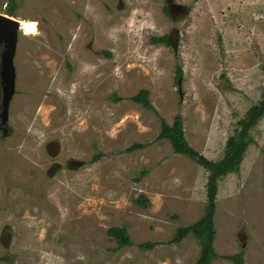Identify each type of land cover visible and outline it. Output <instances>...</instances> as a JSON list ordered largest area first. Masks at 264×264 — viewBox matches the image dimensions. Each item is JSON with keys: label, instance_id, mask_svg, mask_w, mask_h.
<instances>
[{"label": "rangeland", "instance_id": "374dc122", "mask_svg": "<svg viewBox=\"0 0 264 264\" xmlns=\"http://www.w3.org/2000/svg\"><path fill=\"white\" fill-rule=\"evenodd\" d=\"M9 8L31 32L0 133V264H198V240L173 239L204 218L208 173L161 125L180 120L197 158H223L263 98L264 0H0ZM141 91L153 110L131 101ZM247 139L238 173L217 182L210 264H264V117Z\"/></svg>", "mask_w": 264, "mask_h": 264}, {"label": "trees", "instance_id": "16d2710c", "mask_svg": "<svg viewBox=\"0 0 264 264\" xmlns=\"http://www.w3.org/2000/svg\"><path fill=\"white\" fill-rule=\"evenodd\" d=\"M12 5L13 4L11 3L10 7H12ZM10 9L11 8L5 12V16L12 18ZM165 38L166 37L157 39L155 42L167 45ZM181 75V69H178L177 76L180 77ZM262 97V101L257 106L252 107L248 111L246 118L239 123L241 126L240 131L236 130L227 141L224 156L218 162L212 163L201 157L197 158V154L189 147L184 139L183 128L180 120H176L171 127L162 122L159 138L169 141L175 154L196 160L208 173V181L205 190L207 209L205 211L204 218L187 228L179 229L173 239V243H179L187 235L192 234L198 240L201 247V256L198 264H210L212 261L217 259V256L212 249L214 239L212 220L214 217V201L217 194V182L221 181V179L229 174L238 173L246 147L248 143L251 142L247 139L248 131L257 124L258 120L264 117V94ZM131 101L135 104L142 105L144 108L153 110L152 106L148 103L146 91H141L137 96L132 98ZM137 148L138 146H133L128 150V152H133ZM108 235L110 238L118 242L117 250L128 246L126 230L124 228L111 229L108 231ZM140 247H144V245ZM146 247L151 248L152 246L147 244ZM227 260L234 264H243V256L241 254L228 257Z\"/></svg>", "mask_w": 264, "mask_h": 264}, {"label": "water", "instance_id": "95a60500", "mask_svg": "<svg viewBox=\"0 0 264 264\" xmlns=\"http://www.w3.org/2000/svg\"><path fill=\"white\" fill-rule=\"evenodd\" d=\"M19 21L0 14V112L1 125L8 120V108L15 90L14 57L18 34L21 32Z\"/></svg>", "mask_w": 264, "mask_h": 264}, {"label": "flooded vegetation", "instance_id": "af4514ba", "mask_svg": "<svg viewBox=\"0 0 264 264\" xmlns=\"http://www.w3.org/2000/svg\"><path fill=\"white\" fill-rule=\"evenodd\" d=\"M1 121H2V117H1V112H0V133L2 134V136H5L6 134H8L9 129L5 126H2Z\"/></svg>", "mask_w": 264, "mask_h": 264}, {"label": "bare ground", "instance_id": "6f19581e", "mask_svg": "<svg viewBox=\"0 0 264 264\" xmlns=\"http://www.w3.org/2000/svg\"><path fill=\"white\" fill-rule=\"evenodd\" d=\"M20 24H21V32L24 34L25 32L27 33V34H29L30 32H31V28L28 26V25H26L24 22H20Z\"/></svg>", "mask_w": 264, "mask_h": 264}]
</instances>
